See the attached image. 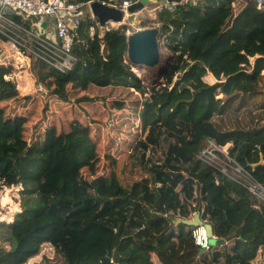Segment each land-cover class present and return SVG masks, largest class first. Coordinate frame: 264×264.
<instances>
[{
    "label": "trees",
    "instance_id": "16d2710c",
    "mask_svg": "<svg viewBox=\"0 0 264 264\" xmlns=\"http://www.w3.org/2000/svg\"><path fill=\"white\" fill-rule=\"evenodd\" d=\"M156 21L171 53L158 90L127 60V24L103 32V52L99 40L75 45L69 71L37 62L41 80L127 92L115 97L137 111L142 132L102 173L87 160L90 125L33 144L21 138L25 117L4 119V105L19 96L5 78L12 66L0 64V187L20 186L22 195V210L0 222L9 243L0 264H26L46 245L57 255L50 264H103L114 249L118 264H152L153 256L160 264H264V201L228 179L216 182L196 158L207 138L231 142L230 155L264 186V10L245 0L183 1L162 8ZM207 74L214 84L203 80ZM134 91L151 92L138 110ZM194 213L223 245L200 251L195 226L171 220Z\"/></svg>",
    "mask_w": 264,
    "mask_h": 264
},
{
    "label": "rangeland",
    "instance_id": "374dc122",
    "mask_svg": "<svg viewBox=\"0 0 264 264\" xmlns=\"http://www.w3.org/2000/svg\"><path fill=\"white\" fill-rule=\"evenodd\" d=\"M161 3L163 2L156 0L145 5L149 10ZM147 10L141 14H135L133 20L128 21L126 17V21L122 23L127 24L126 34L138 28L159 26L156 21L157 11ZM107 26L117 27L115 24H107ZM160 43H162L161 40ZM160 45V58L157 64L152 67H132L133 72L141 78L143 84L147 87L155 85V90L159 89L160 85L157 82L161 81L162 69L171 55L168 49ZM4 51L5 48L1 45L0 56L4 60L0 57V64L12 66V72L5 78L16 83L19 96L4 105V119H13L15 116L25 117L26 121L19 126L21 138L28 144H33L38 140L47 139L52 132L59 135L73 131L80 125H90L92 142L88 143L85 149V152H90L88 162H95L98 173H102L103 166L109 162L114 164L113 167L118 166L121 158L127 156L131 144L142 132L140 118L135 116L137 111L131 108L128 100L115 97L119 92L127 93L125 90L122 91V86L113 85L103 90L96 88L83 90L73 89L70 82L58 81L54 78L41 80L37 61L34 58L20 52L7 53L5 57L2 54ZM203 80L210 85L216 82L212 74H207ZM133 93L139 100L137 110L141 109L142 100L149 99L151 96V92L142 95L137 91ZM86 95L89 96L88 98L90 96L93 98L85 101L79 100ZM134 96L131 95L130 98L135 99ZM227 144L228 142L223 144L224 147H227ZM149 155L152 154L149 153ZM157 155L159 153L154 155V158ZM20 190V186L0 187V215L10 217V220H0V222H11L22 210ZM3 195H8L7 202H2ZM2 235L3 232L0 230V247L7 249L9 243L2 239ZM56 258L54 249L46 245L42 247L38 256L29 259L26 264H37L38 262L50 264L55 262ZM152 259V264H160L154 256Z\"/></svg>",
    "mask_w": 264,
    "mask_h": 264
},
{
    "label": "built area",
    "instance_id": "2783aa9c",
    "mask_svg": "<svg viewBox=\"0 0 264 264\" xmlns=\"http://www.w3.org/2000/svg\"><path fill=\"white\" fill-rule=\"evenodd\" d=\"M92 1L0 0V42L5 48L2 54L6 57L7 53L20 52L44 64L46 68L66 72L71 70L77 62V55L73 48L75 45H84L87 38L90 41L99 40L100 52H103L104 45L101 38L103 32L109 27L101 28L98 20L92 15L89 6ZM137 1L139 0L103 2L121 9L126 18L129 16L128 7ZM183 1L191 0L181 2ZM245 1L253 3L259 10H264V0ZM176 4L178 3L171 2L167 6L163 2L149 10H147L148 6L144 5L138 13L141 14L146 10H156L158 13L164 7L174 10ZM85 18H87V24L83 28L82 21ZM113 24L115 23L110 25ZM115 25L119 26L121 23ZM231 148V142L224 147L213 138H207L203 141L196 158L202 164L213 168L216 182L228 179L246 189L255 198L264 201V186L230 155ZM195 227L192 231L195 243L203 250L208 249L210 245L206 232L200 237V229L205 231V228L202 225Z\"/></svg>",
    "mask_w": 264,
    "mask_h": 264
},
{
    "label": "water",
    "instance_id": "95a60500",
    "mask_svg": "<svg viewBox=\"0 0 264 264\" xmlns=\"http://www.w3.org/2000/svg\"><path fill=\"white\" fill-rule=\"evenodd\" d=\"M153 1L139 0L131 4L127 9L129 13L127 19L133 20L135 14H137L145 4ZM181 1L182 0H164L167 6L170 5L171 2L179 3ZM89 6L92 15L98 20L101 28H105L107 24H122L126 21L121 9L108 5L103 1L93 0ZM126 42V57L127 60L134 65V67H152L159 62L160 44L162 43H160L158 27L152 26L147 28H138L127 34ZM258 163H262V160H259ZM255 165L256 164H253V166ZM171 220L174 223L182 221L183 223L193 226L202 225L205 228L209 245H223L225 243L223 238H217L213 235L211 225L209 223L202 222L198 213H194L191 220H180L176 217H171ZM200 251H203V248H200ZM119 258L120 255L118 251L114 249L111 257H103L100 261L103 264H118Z\"/></svg>",
    "mask_w": 264,
    "mask_h": 264
},
{
    "label": "bare ground",
    "instance_id": "6f19581e",
    "mask_svg": "<svg viewBox=\"0 0 264 264\" xmlns=\"http://www.w3.org/2000/svg\"><path fill=\"white\" fill-rule=\"evenodd\" d=\"M1 199H2V202L4 203V202L8 201L9 197H8V195H3ZM0 220H3V221L4 220H10V217H7L6 215L1 214L0 215ZM203 234H205L204 229H200V237L203 236Z\"/></svg>",
    "mask_w": 264,
    "mask_h": 264
},
{
    "label": "crops",
    "instance_id": "0c3cea01",
    "mask_svg": "<svg viewBox=\"0 0 264 264\" xmlns=\"http://www.w3.org/2000/svg\"><path fill=\"white\" fill-rule=\"evenodd\" d=\"M159 1V0H158ZM160 1H162V2H164V0H160ZM128 21H130V19H127ZM0 46H1V42H0Z\"/></svg>",
    "mask_w": 264,
    "mask_h": 264
}]
</instances>
